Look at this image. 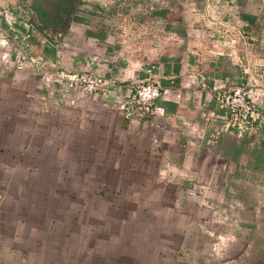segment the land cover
<instances>
[{
	"label": "crops",
	"instance_id": "0c3cea01",
	"mask_svg": "<svg viewBox=\"0 0 264 264\" xmlns=\"http://www.w3.org/2000/svg\"><path fill=\"white\" fill-rule=\"evenodd\" d=\"M112 5L0 0L19 37L29 34L28 49L50 65L124 91L150 70L163 87L127 120L112 107L113 93L64 94L0 66V264H73L76 243L62 238L76 223L62 220V189L70 198L81 192L84 224L99 218L101 230L111 218L140 230L131 222L142 223L141 209H220L228 201L246 215L264 210V128L248 141L223 133L207 146L226 126L216 91L246 84L264 114V0H140L132 19ZM123 209H137L136 218Z\"/></svg>",
	"mask_w": 264,
	"mask_h": 264
},
{
	"label": "rangeland",
	"instance_id": "374dc122",
	"mask_svg": "<svg viewBox=\"0 0 264 264\" xmlns=\"http://www.w3.org/2000/svg\"><path fill=\"white\" fill-rule=\"evenodd\" d=\"M139 1L111 0V4L119 15L125 14L132 19L133 9L136 8L133 3ZM123 24L129 28L132 26L128 21ZM80 178L78 175L77 180ZM77 194L70 198L62 189L58 196L59 209L65 217L62 220L76 223L70 237L62 238L64 244L76 243L73 264H90V260L92 264H264V210L250 216L246 215L243 205L230 209L228 201L221 202L224 207L220 209H208V206L174 211L141 209L144 212L141 214L142 223L131 222L142 224L141 229L135 227L140 230H132L129 222L124 225L114 218L108 220V227L104 219L105 229L101 230L99 218L90 225L88 222L84 224L86 199L79 195L81 192ZM129 200L133 201L126 198L125 206ZM134 201L138 202V199ZM68 209H71L69 216L65 214ZM136 210L123 209L125 217L130 216V219ZM192 210L194 213L188 214ZM94 217L95 214L92 215L93 220ZM133 218H136L135 214ZM144 218L150 220L146 222ZM135 233L139 236L136 237ZM86 248L88 251L85 254Z\"/></svg>",
	"mask_w": 264,
	"mask_h": 264
},
{
	"label": "built area",
	"instance_id": "2783aa9c",
	"mask_svg": "<svg viewBox=\"0 0 264 264\" xmlns=\"http://www.w3.org/2000/svg\"><path fill=\"white\" fill-rule=\"evenodd\" d=\"M3 20L10 29L3 25ZM16 25V18L9 11L0 9V66L7 70L28 72L36 78L44 79L64 94L80 91L86 95L110 96L113 93L115 99L112 101V107L127 120L134 117L136 109L152 106L163 94V87L150 70L144 77L131 79L124 91L105 77L64 71L59 69L57 64L50 65L41 55L28 49L29 34L24 32L23 37H19L15 30ZM213 100L215 106L224 111L226 126L210 136L208 147L215 145L223 133L231 134L238 141H248L257 129L264 128V114L260 110L262 105L252 99L246 84L216 91Z\"/></svg>",
	"mask_w": 264,
	"mask_h": 264
}]
</instances>
